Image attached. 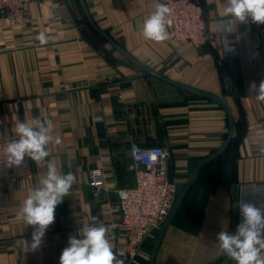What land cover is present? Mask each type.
Returning a JSON list of instances; mask_svg holds the SVG:
<instances>
[{
    "label": "crops",
    "instance_id": "1",
    "mask_svg": "<svg viewBox=\"0 0 264 264\" xmlns=\"http://www.w3.org/2000/svg\"><path fill=\"white\" fill-rule=\"evenodd\" d=\"M198 1L214 36L204 48L175 42L169 32L163 42L144 38L142 22L160 0H85L98 26L135 59L222 98L233 116L229 147L198 174L161 240L155 264H235L220 253L217 234L234 232L240 222L235 207L240 190L264 183V158L255 148L264 141V103L248 93L251 82L264 80V47L254 35L260 24L237 27L228 37L234 36L237 54L228 59L219 50L226 44L218 31L226 0ZM28 10L33 22L14 29L0 16V137H14L19 122L51 119L60 143L49 145L47 160L60 173L71 172L76 182L35 253L25 250L32 226L18 220L17 212L46 174V164L33 163L28 182L0 183V264H59L69 235L93 217L105 226L120 220L112 208L118 204L117 190L135 185L130 169L135 148H165L170 177L183 192L193 162L201 163L224 146L229 115L217 102L147 75L89 25L80 0L34 1ZM41 33L45 44L37 39ZM173 53L177 59L167 67ZM94 169L105 178L99 198L90 185ZM159 230L144 245L143 264H150ZM108 235L114 251L124 250L122 239Z\"/></svg>",
    "mask_w": 264,
    "mask_h": 264
},
{
    "label": "clouds",
    "instance_id": "2",
    "mask_svg": "<svg viewBox=\"0 0 264 264\" xmlns=\"http://www.w3.org/2000/svg\"><path fill=\"white\" fill-rule=\"evenodd\" d=\"M171 8L158 2L155 10L142 22L145 39L163 42L169 38L168 26ZM264 24V0H226L218 31L231 51L228 37L237 27L246 23ZM37 39L47 43L43 33ZM248 93L260 103H264V80L259 85L251 82ZM99 119V117L97 118ZM54 123L51 119L34 117L31 122H19L15 126V136L4 149L7 168H19L26 157L37 165L47 167L46 174L33 187L17 212V219L25 226H32L31 238L25 241L26 252H37L42 248L44 237L54 223L55 211L76 182L71 173L62 174L48 161L49 145L59 144L60 137L53 136ZM258 155L264 158V141L255 145ZM251 196L252 199L247 197ZM259 197L260 199H256ZM235 207L241 217L234 232L222 230L217 234L220 253L235 264H264V183L247 185L240 190ZM109 229L102 223L92 222L77 229L68 237L67 246L62 250L59 264H124L123 252L114 251L109 238Z\"/></svg>",
    "mask_w": 264,
    "mask_h": 264
},
{
    "label": "built area",
    "instance_id": "3",
    "mask_svg": "<svg viewBox=\"0 0 264 264\" xmlns=\"http://www.w3.org/2000/svg\"><path fill=\"white\" fill-rule=\"evenodd\" d=\"M41 0H0V16H3L11 28L29 25L33 19L28 10L31 2ZM167 4L172 12L168 26L173 41L186 42L196 48L209 45L214 36L210 34L205 11L198 0H160ZM260 45L264 47V24L254 31ZM230 41L231 51L227 46L219 50L228 59L237 54L234 36ZM173 53L165 64L167 67L176 61ZM13 137H0V183L21 184L33 179V161L26 157V162L19 168H7L4 165V149ZM133 163L130 167L135 174V185L117 190L118 204L112 212L120 216L117 222L107 225L111 239H122L125 247L123 257L133 264H143L141 258L146 255L144 245L147 239L159 230L171 214L181 191L180 184L170 177V153L163 147L135 148L132 151ZM90 185L96 188L95 197H100V190L105 186L104 173L100 169L90 172Z\"/></svg>",
    "mask_w": 264,
    "mask_h": 264
},
{
    "label": "water",
    "instance_id": "4",
    "mask_svg": "<svg viewBox=\"0 0 264 264\" xmlns=\"http://www.w3.org/2000/svg\"><path fill=\"white\" fill-rule=\"evenodd\" d=\"M71 2V0H69ZM81 6L84 10V13L90 23V25L92 26V28L99 33L104 39H106L115 49H117L121 54H123V56H125L128 60H130L131 62H133L136 66H138L141 70H143L147 75L153 76L158 80H161L163 82H166L176 88H179L183 91H186L190 94L205 98V99H209L212 100L214 102H217L219 104H221L228 112L229 115V125H230V132H229V136L224 144V146L221 148V150H219L217 153H215L214 155L208 157L207 159H205L204 161H202L201 163H199L196 168L193 170L190 179L186 185V187L184 188L183 192L180 194V196L178 197L175 206L171 212V214L169 215V217L167 218V220L165 221V223L162 225V227L160 228L157 237H156V241L154 243V247L152 250V254H151V258H150V264H155V258L157 255V251L159 248V245L161 243V240L168 228V226L170 225L172 219L174 218V216L176 215L177 211L179 210L180 206L182 205L183 201L185 200L186 196L188 195L189 191L191 190L192 186L194 185L198 174L200 173V171L206 167L208 164H210L212 161H214L216 158H218L219 156H221L229 147L233 135H234V122H233V116L231 113V110L228 106V104L220 97L206 93V92H202L200 90L185 86L179 82H176L170 78H168L167 76L161 74L160 72L153 70L151 68H149L148 66H146L145 64L139 62L137 59H135L131 54H129L125 49H123L109 34H107L105 31H103L98 24L94 21L93 17L91 16L89 9L86 5L85 0H80ZM100 196L104 195L103 190H100Z\"/></svg>",
    "mask_w": 264,
    "mask_h": 264
},
{
    "label": "trees",
    "instance_id": "5",
    "mask_svg": "<svg viewBox=\"0 0 264 264\" xmlns=\"http://www.w3.org/2000/svg\"><path fill=\"white\" fill-rule=\"evenodd\" d=\"M86 20H87V22L89 23V21H88V19H87V17H86ZM89 25H90V23H89ZM104 41V40H103ZM200 162L199 161H195V162H193V164H192V168H191V171L193 172V170L196 168V166L199 164ZM179 197V196H178ZM149 264V263H148Z\"/></svg>",
    "mask_w": 264,
    "mask_h": 264
},
{
    "label": "rangeland",
    "instance_id": "6",
    "mask_svg": "<svg viewBox=\"0 0 264 264\" xmlns=\"http://www.w3.org/2000/svg\"><path fill=\"white\" fill-rule=\"evenodd\" d=\"M182 189H183V188H181L180 194L182 193ZM180 194H179V195H180Z\"/></svg>",
    "mask_w": 264,
    "mask_h": 264
}]
</instances>
